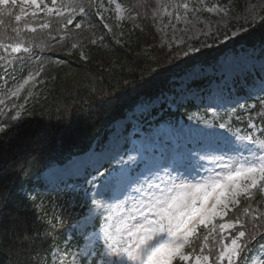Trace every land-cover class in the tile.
Instances as JSON below:
<instances>
[{
  "label": "snow or ice",
  "instance_id": "obj_1",
  "mask_svg": "<svg viewBox=\"0 0 264 264\" xmlns=\"http://www.w3.org/2000/svg\"><path fill=\"white\" fill-rule=\"evenodd\" d=\"M107 4L109 7L104 10L113 11L118 20H134L133 11L137 17L141 15L138 9L142 5L139 4L126 7L119 0H107ZM169 6L172 12L168 11ZM16 7L20 8V14L15 15L17 22L29 15L36 18L43 13L44 20L38 25L39 29L48 30L46 35L61 46L65 37L52 34L50 18H58L62 29L57 31L67 35L72 32L70 25L81 34L85 32V20L90 15L104 19L103 0H51V5L46 0H0V16L11 17ZM202 10L224 16L230 11L227 5L218 3L208 7L206 0H181L161 5L153 15L162 12L171 17L175 13L177 21L184 19L185 23H191L188 14ZM257 21L264 26V15L252 13L251 22ZM3 23L0 20V24ZM105 27L112 31L107 25ZM24 30L37 32L30 24H25L24 29L13 27L15 42L0 43V48L9 56L20 52L35 55L40 66L23 84L10 91L12 97H18L25 85L35 81L44 70L39 54L33 53V45L23 43L21 33ZM87 40L91 45L97 44L96 39ZM116 42L120 43L119 40ZM82 46L71 42V49ZM39 47L41 52L45 51L43 45ZM47 50L54 49L49 47ZM183 54L189 55L188 52ZM83 58L87 59V56ZM4 59L6 57L0 55V60ZM261 103L264 105V101ZM0 104L4 101L0 100ZM19 119L17 112L13 120ZM261 120L264 121V114ZM18 127L0 124V134L10 137ZM219 128L225 129L228 135L206 133L200 147L188 148L181 156L158 167L145 160L144 170L140 171L138 165L132 166L137 161L134 155H128L127 159L120 156L114 158L115 163L109 160L97 166L88 174L91 178L86 180V185L90 194L80 205L86 211L75 225L85 244L79 253L61 249L64 256L56 253L57 264H193V261L194 264H246L251 259L249 241L256 239L257 234L264 237V212H258L247 203L256 193L264 197V127L250 122L249 130L243 132L240 129L234 131L231 125L224 123L219 124ZM0 149L6 151L7 144L0 145ZM140 158L144 159L142 154ZM3 171L7 172V169ZM3 180L0 175V181ZM242 201L246 204L239 216L236 212ZM6 206L5 197L0 195V215ZM56 227L52 224L53 229ZM226 236L228 239L224 242ZM27 240V235L21 237L22 242ZM259 250L264 251V243L259 245ZM68 255L72 256L71 261L66 260Z\"/></svg>",
  "mask_w": 264,
  "mask_h": 264
},
{
  "label": "trees",
  "instance_id": "obj_2",
  "mask_svg": "<svg viewBox=\"0 0 264 264\" xmlns=\"http://www.w3.org/2000/svg\"><path fill=\"white\" fill-rule=\"evenodd\" d=\"M121 1L126 7L142 6L138 9L141 15L137 17L133 11L135 20L123 25L120 43L96 15L86 18L87 30L82 34L70 25L71 35L58 32L62 23L58 18H50L52 34L65 37L63 46L46 35L48 30L38 28L36 33L27 30L21 33L25 46L33 45V53L39 54L44 70L38 76V94L26 103L17 132L10 137L0 134V145L7 144L6 151L0 149V175L4 177L0 181V195L7 202L0 215V264H51L52 249L67 240V230L83 211L70 207L65 199L54 194L28 197L23 192L25 187L36 184L34 178L47 164L63 163L72 154L85 152L97 137L104 138L109 124L123 117L127 110L142 100L171 91L173 77L184 73L198 60L217 57L225 48L224 44L211 39L194 42L193 46L199 49L196 54L188 52V45L169 47L157 31L159 15H153L162 0ZM91 11L94 13V8ZM19 14L20 8L16 7L11 17L0 16L4 21L0 24V43L15 42L13 27L24 29L25 24L42 23L33 21L30 16L17 22L15 15ZM87 38L96 39L97 44H89ZM242 40L248 46L264 41V26L260 22L254 25L242 35ZM71 42L83 46L71 49ZM208 44L210 47L206 46ZM40 45L45 51H40ZM49 47L54 50H47ZM184 52L189 55L185 56ZM0 55L6 57L0 60V69H13L19 81L35 73L40 66L35 55L29 53L9 56L0 48ZM254 106L253 119H260L264 105L256 101ZM183 108L187 112L195 110L193 105ZM1 122L15 126L12 113L4 118L0 116ZM247 203L258 212H264V197L259 193ZM245 204L242 201L236 215L242 216ZM54 223L55 229L52 228ZM25 235L28 240L22 242L21 237ZM80 238L75 237L78 241ZM261 243L264 237L257 234L256 239L249 241L248 254Z\"/></svg>",
  "mask_w": 264,
  "mask_h": 264
},
{
  "label": "rangeland",
  "instance_id": "obj_3",
  "mask_svg": "<svg viewBox=\"0 0 264 264\" xmlns=\"http://www.w3.org/2000/svg\"><path fill=\"white\" fill-rule=\"evenodd\" d=\"M46 2L51 5V0H46ZM172 2L179 3L181 0H162L161 5H170ZM103 3L104 8L101 11L104 19L101 20L104 25L112 29L111 32H108L116 40H119L123 35V25L133 22L135 15L132 14L134 20H118L113 11L110 9L104 10L109 7L107 0H103ZM214 3H218L221 6L227 5L230 9L228 16L202 10L199 13L190 12L187 19L191 23H185L184 19L177 21L175 13L170 17L161 12L158 18L157 30L162 42L169 45V47L188 45V52L191 54L198 52L195 51L194 42H204L209 39L220 43H228V49L218 56L216 60L198 62L185 73L184 78H177L173 94L159 97L157 100H146L136 105L134 110L128 112L124 119L114 122L109 127L110 131L104 141L100 143L95 141L88 152L73 155L63 164L56 162L48 164L40 174V177L37 178L40 182L49 183L48 187H46V190H42L40 187L24 188L27 196L55 190L68 198L66 201L71 207L82 208L80 205L84 202L87 195L90 194L87 191L89 186L86 185V180L91 178L88 174L93 172L97 166L105 164L106 161L113 160V163H115L114 158L123 156L124 159H127L128 155L136 156L133 146L129 144L132 139H136L139 143L141 140L151 143L148 146V156L144 160H139L136 156V164L132 165L136 167L138 164L139 170L143 171L145 160L150 162L153 167H158L167 163L173 157L181 156L188 148L200 147L201 143L205 142L206 133L214 132L228 135L225 129L219 128L221 123L231 125L234 131L236 129H240L241 132L249 130L244 123L249 125L251 122V118L247 114L248 108L245 105L246 101L250 99L240 93H235V97L232 96L236 89L229 90V95L226 96L223 87L228 83H238V88L243 86L245 90H250L252 99L264 94V91L261 90L264 88V43H258L254 47H247L244 44L236 47L233 45L242 39L243 33L259 23V21L255 22V24L251 22L252 13L264 15V0H206L208 7H212ZM191 6L193 5L190 4ZM250 7H252L251 12L249 11ZM27 11L31 12V9H27ZM168 11L172 12L173 9L169 6ZM178 11L183 16V10L180 9ZM29 16L31 17V15ZM43 17L44 14L40 13L36 18H31L38 23L43 22ZM38 25L31 26L38 29ZM233 33L237 35L233 36ZM215 46H217V43ZM254 74L258 75V77ZM203 78L205 79L203 88L192 87V82ZM25 79L19 81L14 70H0V100L4 101V104H0V116L4 118L7 113H12L13 120V117L19 112L20 119L13 120V125L15 126L23 120L26 103L38 94L39 81L36 79L35 81H29L18 97L9 95L10 91L15 90L19 84H23ZM246 83H250V85ZM188 87L190 89H187ZM208 90L213 91L214 97L220 98L219 102L212 103V99H214L211 98L212 93L203 97V100L200 98V92ZM23 94L25 95L21 100ZM191 97L194 98L192 100L194 103L203 106V110L200 108V110L187 114L184 118H170L160 124L154 123L155 118L160 116L165 109H159L162 101H167L166 105L168 107V104L172 106L175 103L186 104L190 102L188 98ZM233 109H241L242 114L236 116L237 111L233 112ZM153 110L156 114L151 113ZM256 122L254 123L264 127V121L261 119ZM0 124L4 123L1 122ZM153 139L158 141L154 142ZM107 166L111 167L112 165ZM85 176L87 177L85 178ZM80 177H82V180L70 182L63 188V191L58 186L60 181L69 178L76 180ZM162 178L166 179V177ZM54 183L56 184L53 185ZM80 218L81 215L78 216L77 220ZM77 220L72 224V229L69 230L68 241L62 247H56L52 250L51 264H57V252L64 256V252L61 249H67L69 253H79L84 246V238H82L80 244L72 242L74 241L73 230L76 232L75 234L81 235L75 227ZM70 240L72 241L70 242ZM65 258L67 261L72 260L71 255ZM261 260H264V251L259 250L258 247L247 264H261Z\"/></svg>",
  "mask_w": 264,
  "mask_h": 264
},
{
  "label": "bare ground",
  "instance_id": "obj_4",
  "mask_svg": "<svg viewBox=\"0 0 264 264\" xmlns=\"http://www.w3.org/2000/svg\"><path fill=\"white\" fill-rule=\"evenodd\" d=\"M181 78H184V77H181Z\"/></svg>",
  "mask_w": 264,
  "mask_h": 264
}]
</instances>
